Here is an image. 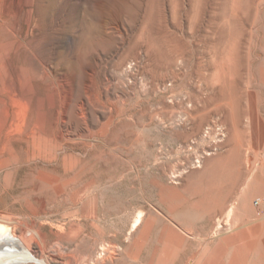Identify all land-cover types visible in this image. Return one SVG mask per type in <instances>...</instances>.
<instances>
[{
	"label": "rangeland",
	"instance_id": "374dc122",
	"mask_svg": "<svg viewBox=\"0 0 264 264\" xmlns=\"http://www.w3.org/2000/svg\"><path fill=\"white\" fill-rule=\"evenodd\" d=\"M263 83L264 0H0V111L21 128L0 132V217L66 240L69 229L51 221L87 215L96 198L85 227L126 250L122 264L160 254L172 264H264ZM31 127L63 138L57 157L32 154ZM240 166L255 171L250 189L236 180ZM77 168L81 184L60 203L36 192L44 177ZM165 187L188 204L203 197L204 212L175 214ZM140 209L152 231L134 257Z\"/></svg>",
	"mask_w": 264,
	"mask_h": 264
},
{
	"label": "bare ground",
	"instance_id": "6f19581e",
	"mask_svg": "<svg viewBox=\"0 0 264 264\" xmlns=\"http://www.w3.org/2000/svg\"><path fill=\"white\" fill-rule=\"evenodd\" d=\"M241 54V53H240ZM243 54V52H242ZM244 57V56H242ZM243 60V59H242ZM244 63V62H243ZM251 71V70H250ZM247 75V74H246ZM245 77V76H244ZM230 78V77H229ZM238 81V80H237ZM236 81V82H237ZM243 83V82H242ZM222 84V83H221ZM264 84V83H263ZM226 87V86H225ZM231 89V88H230ZM174 92V91H173ZM218 95V93H217ZM231 96V95H230ZM259 96V95H258ZM184 98V97H183ZM230 98V97H229ZM246 98V97H245ZM187 101V100H186ZM195 101V100H194ZM234 101V99H233ZM186 103V102H185ZM189 105V103H187ZM259 104V103H258ZM216 106V105H215ZM175 107V105H174ZM217 107V106H216ZM220 107V106H219ZM217 107V108H219ZM205 108V107H204ZM215 108V107H214ZM185 109V108H183ZM212 109V108H211ZM196 110V109H195ZM201 110V109H200ZM234 110V109H233ZM241 119H243L244 117H248L247 116V110L245 108L242 107L241 109ZM224 111V110H223ZM232 112V111H231ZM188 113H191V111H188ZM198 113V112H197ZM219 113V112H218ZM217 113V114H218ZM220 113L222 114V112L220 111ZM238 113V112H237ZM202 115V114H201ZM189 116V115H188ZM191 116V115H190ZM203 116V115H202ZM194 117V116H193ZM191 116V118H193ZM188 118V117H187ZM189 118V120L191 119ZM195 118V117H194ZM205 117L203 116V119ZM199 119V118H198ZM196 120V119H195ZM235 120V119H234ZM187 122V121H186ZM19 122L12 119L9 120L7 118V116H5L3 114V112L0 111V126H1V131L7 132V134H11L13 132L19 131L21 130L20 128V123ZM218 123V122H217ZM232 123V122H231ZM235 123V122H234ZM231 125V124H230ZM204 126V124H203ZM243 127V126H242ZM213 128V127H212ZM198 129V127H197ZM200 129V128H199ZM233 129V128H232ZM238 129V128H237ZM198 132V130H196ZM236 131V130H235ZM68 132V131H67ZM66 132V133H67ZM70 132V131H69ZM196 132V133H197ZM241 132V131H240ZM195 132L193 133L194 135H199L196 134ZM236 133V132H235ZM237 134V133H236ZM67 135V134H66ZM73 135V133H68V136ZM213 135V134H212ZM217 135V134H216ZM234 135V134H233ZM239 136V135H238ZM60 137V136H59ZM57 137V135L47 132V131H42V130H36L33 127H31L30 132L27 133V138L28 141H30V139L32 140L33 144H34V150H33V155H37V154H44L47 157H57L58 153L61 151L62 148V140L63 139L61 137V139ZM215 137L214 135L211 136ZM217 137V136H216ZM236 137V136H235ZM199 138H202L199 137ZM229 138V137H228ZM233 138V137H232ZM239 139V138H238ZM230 140V138H229ZM6 142H9L7 139H5ZM230 143V142H229ZM226 144V143H225ZM232 146V145H231ZM242 145H234L233 147H231L230 149V154L232 156H236V154H238V156L241 154V149ZM39 149V152H38ZM26 152H28L26 150ZM32 152V151H31ZM26 155V153H24ZM25 155L23 157H25ZM60 155V154H59ZM221 155V154H220ZM225 155V154H224ZM227 155V153H226ZM27 156V155H26ZM230 156V155H229ZM237 157V156H236ZM214 158V157H213ZM213 158H212V163H213ZM216 158V157H215ZM24 160V158H21ZM38 159V158H37ZM236 158L231 157V160H235ZM26 160V157H25ZM39 160V159H38ZM43 160V159H42ZM29 161V160H27ZM33 161V160H32ZM36 161V160H35ZM219 161V160H218ZM236 161V160H235ZM239 161V160H238ZM39 162V161H38ZM43 162V161H42ZM41 162V163H42ZM40 163V162H39ZM50 163V162H49ZM207 163V162H205ZM211 163V162H210ZM209 163V165H210ZM43 164V163H42ZM48 164V163H47ZM51 164V163H50ZM61 164V163H60ZM208 164V163H207ZM234 164H236V162H234ZM238 164V163H237ZM52 165V164H51ZM241 165V164H240ZM54 166V165H53ZM205 166V165H204ZM212 166V165H211ZM239 166V165H238ZM242 166V165H241ZM238 168V172L236 174V180H240L243 182V190L246 189H250L252 187V181L251 180L254 177V169L252 167H248L246 170H244V168L242 167ZM263 166V165H262ZM42 167V166H41ZM40 167V168H41ZM206 167V166H205ZM210 166H207V168ZM234 167V166H233ZM32 168V167H31ZM37 168V166H36ZM39 168V167H38ZM36 169L38 172L39 169ZM52 168V167H51ZM55 168V167H54ZM53 168V169H54ZM48 170V168H46ZM56 169V168H55ZM79 169V170H77ZM76 170L73 171H68V170H63L64 172H59V174H57L56 171L55 173L57 174L56 177L54 179H49V178H43L41 176L42 181L40 182L38 188L36 189V192H38L37 190L43 191L44 195L46 194V202L47 203H60V201L65 200L66 196L68 195V190H70V188H74L76 187L78 184L80 185V181H79V174L81 173V168H77ZM206 169V168H205ZM261 169V168H260ZM31 170V169H30ZM42 170V169H41ZM44 170V168H43ZM57 170V169H56ZM207 170V169H206ZM34 171V169H33ZM45 171V170H44ZM54 171V170H53ZM199 171V170H198ZM203 173V170H200ZM49 172L48 175L50 174V171H46ZM205 172V171H204ZM261 172V171H260ZM263 172V169H262ZM261 172V176H256L255 180L258 184V186L263 185L264 186V174ZM45 173V172H44ZM52 173V172H51ZM34 174V172H33ZM53 174V173H52ZM51 174V175H52ZM198 175L197 173H193ZM10 175V172H9ZM30 175V173L28 174ZM37 176V173L35 174ZM34 175V176H35ZM42 175V174H41ZM46 175V174H45ZM44 175V176H45ZM31 176V175H30ZM39 177V176H38ZM192 177V176H191ZM211 177V176H210ZM209 177V178H210ZM217 177V176H216ZM30 178V177H29ZM33 178V176H32ZM35 178V177H34ZM37 178V177H36ZM31 179V178H30ZM40 179V178H38ZM37 179V181H38ZM87 180V179H86ZM189 180V179H188ZM235 180V178H234ZM235 180V181H236ZM36 181V180H35ZM192 181V179H191ZM234 181V183H235ZM195 182V181H194ZM197 182V181H196ZM36 183V182H35ZM188 183V182H187ZM238 183V182H237ZM55 184H61L59 186L55 187ZM192 184V185H191ZM190 185L193 186V182ZM197 183H195L194 185L196 186ZM201 184V183H200ZM187 186V184H185ZM188 185V186H190ZM198 185V184H197ZM32 186H34V184H32ZM239 186V185H238ZM194 187V186H193ZM79 188V186H78ZM185 188V187H184ZM35 189V188H34ZM77 188H75L76 190ZM190 189V188H189ZM188 189V190H189ZM192 189V188H191ZM197 191V188H195ZM184 190V189H182ZM194 190V189H193ZM32 191V189L30 190ZM163 194L164 196H166V199L171 203L170 205L173 207L174 210H178L179 211H175L178 212L177 214L180 213V215L182 216H187L190 212V210L187 209H191V208H195L198 211L203 209L202 207H200V203H202L203 201V197L201 199H198L196 202L188 204L186 199H184L181 195H179L173 188L171 187H165L163 190ZM186 191V190H185ZM190 191V190H189ZM240 191V190H239ZM35 192V190H34ZM72 192V191H71ZM232 192V190H231ZM40 193V192H39ZM70 194V193H69ZM72 196V195H71ZM202 196V195H201ZM70 197V196H68ZM73 197V196H72ZM65 198V199H63ZM74 198V197H73ZM186 198V197H185ZM215 198V197H214ZM45 199V198H44ZM62 199V200H61ZM91 199V198H90ZM93 199V198H92ZM101 199V198H100ZM234 199V198H233ZM60 200V201H59ZM98 200V199H97ZM205 200V199H204ZM208 200V199H207ZM236 199H234L235 201ZM59 201V202H57ZM99 201V200H98ZM222 201V200H221ZM219 200V202H221ZM45 202V204H46ZM167 202V201H165ZM213 202V201H212ZM216 202V201H215ZM54 203V204H55ZM62 203V202H61ZM96 203V198L93 199L92 204H88L89 205V209L88 211H86L87 215H80L76 214V213H72L75 211H72V214H65L61 219H57V220H53L51 221V229H56L57 231H59L60 233L62 231H67L69 229V231L67 232V234H69L68 238L66 240L62 239L63 235L57 238H52V240L50 241V239L47 240V234L43 228V226H41V224L37 225L35 224H26L24 227H21L18 223V221L15 219L11 220H7L5 218H2V216L0 217V264H65L66 263V257H72L73 260L75 261L76 264H122V262L124 261V256L126 255H130L127 253L126 250H121L120 248L117 247H113V246H109V245H105L102 243V239L100 236L96 237L94 236L92 238V236L94 235V233L87 229L85 227V219L88 220L87 218H89L88 214L91 213H95L96 215V210L95 208H93V204ZM101 203V201H100ZM235 203V202H234ZM232 201V205L230 206V209L228 210V217L230 218L231 215L233 214V211L236 208V204H234ZM48 204V205H49ZM52 204V205H54ZM98 204V202H97ZM96 204V205H97ZM203 204V203H202ZM212 204V203H211ZM47 205V204H46ZM210 205V204H209ZM51 206V205H50ZM86 206V205H85ZM186 206V208H185ZM207 206V205H206ZM205 206V207H206ZM180 207H184V208H180ZM188 207V208H187ZM201 208V209H200ZM48 209V208H47ZM86 209V207H85ZM143 209V208H142ZM142 209H140V212L135 216L134 219V224L132 225V230L135 231L136 233H139V235L141 233H145V235L142 237V239L139 241L137 247L135 248V251H133L134 253V257H139V255H141L142 250L145 246V244L147 243V241L151 238V231H152V223L150 220V214L148 213V211H142ZM186 209V210H185ZM205 209V208H204ZM209 209V208H208ZM148 210V209H147ZM46 211V208H45ZM50 211V210H49ZM185 211L187 213H185ZM203 211V210H201ZM42 212V211H41ZM80 212V211H79ZM85 212V211H84ZM150 212V210H149ZM153 212V211H152ZM173 212V211H172ZM204 212V211H203ZM49 213V212H48ZM51 213V212H50ZM185 213V214H182ZM194 213V210H193ZM192 213V214H193ZM99 214V213H98ZM187 214V215H186ZM191 213L189 215H192ZM197 213H194V215ZM93 215V214H92ZM188 215V216H189ZM193 215V216H194ZM204 215V214H203ZM91 216V215H90ZM99 216V215H98ZM187 216V217H188ZM50 217V216H49ZM92 217V216H91ZM191 217V216H190ZM96 218V216H95ZM193 218V217H192ZM50 219V218H49ZM94 219V218H93ZM198 219V218H197ZM200 219V217H199ZM195 220V219H194ZM228 218L227 221L228 222ZM48 221V220H47ZM46 221V222H47ZM76 223V227L73 229H70L71 225L73 223ZM74 223V224H75ZM94 222H92V224L90 223V225L93 226ZM89 224H86V226ZM94 227H92L93 229ZM173 229V228H172ZM264 229V228H263ZM175 230V229H174ZM177 230V229H176ZM186 230V229H185ZM49 231V230H48ZM171 231V230H170ZM188 232L192 233V228L189 227V229H187ZM175 232V231H174ZM263 232V231H262ZM168 233V231H167ZM171 233V232H169ZM168 233V234H169ZM216 233V232H215ZM172 234V233H171ZM262 234V233H261ZM260 234V235H261ZM59 235V234H58ZM65 235V234H64ZM165 234H163V238ZM137 236V235H136ZM135 236V238L137 239V237ZM259 236V235H257ZM256 236V237H257ZM162 237V236H161ZM88 238V239H87ZM186 238V237H185ZM91 239V241L89 240ZM162 239V238H161ZM261 239V238H260ZM138 240V239H137ZM165 240V239H164ZM168 240V239H167ZM166 240V241H167ZM185 239H182L179 246H182L184 243ZM90 241V242H88ZM155 241V240H153ZM165 241V243H166ZM169 241V240H168ZM136 242V241H135ZM163 242V239H162ZM187 243V242H186ZM260 241L258 240L257 243L255 242V248L257 247V245H259ZM135 244V243H134ZM148 244V243H147ZM164 244V243H163ZM48 245V246H47ZM112 245V244H111ZM116 245V244H115ZM162 245V244H161ZM101 246V249L104 253V255L99 254V249L98 247ZM260 246V245H259ZM71 247H74L73 250L69 249ZM149 248V247H148ZM249 248V247H248ZM123 249V248H122ZM152 249V248H151ZM253 249V248H252ZM260 249V248H259ZM162 250V249H161ZM176 250H178V248H176ZM248 250V249H247ZM246 250V251H247ZM252 251V250H251ZM158 252H162L159 251ZM179 252V251H178ZM249 252V251H247ZM246 252V253H247ZM262 252V251H261ZM77 253V254H76ZM178 254V253H177ZM159 255V253H158ZM174 256H176V253H173ZM125 256V257H126ZM173 256V258H174ZM196 256V255H195ZM147 257V255H146ZM172 258V259H173ZM194 258V256H193ZM127 259V257H126ZM144 259V257H143ZM146 259V258H145ZM192 259V257H191ZM146 261V260H145ZM193 261L195 260H190L187 264H194ZM256 261V260H255ZM144 262V260H143ZM124 263V262H123ZM146 264V263H145ZM148 264H172V260L169 259V256L166 255H162L160 254V256H153L148 260Z\"/></svg>",
	"mask_w": 264,
	"mask_h": 264
}]
</instances>
